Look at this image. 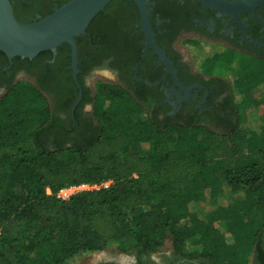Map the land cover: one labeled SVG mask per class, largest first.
Here are the masks:
<instances>
[{
    "label": "trees",
    "instance_id": "1",
    "mask_svg": "<svg viewBox=\"0 0 264 264\" xmlns=\"http://www.w3.org/2000/svg\"><path fill=\"white\" fill-rule=\"evenodd\" d=\"M128 1L112 0L90 25L120 18ZM54 10L40 5L42 17ZM211 61L232 69L236 88L264 84V69L247 62L233 69L226 53ZM93 100L92 118L73 125L30 81L0 96V264H71L110 246L140 257L168 239L192 263L250 264L256 253L264 264V116L257 130L242 119L225 132L162 121L106 81ZM107 179L108 187L58 196L67 186ZM225 192L238 203L212 204L201 224L182 227L193 204Z\"/></svg>",
    "mask_w": 264,
    "mask_h": 264
},
{
    "label": "flooded vegetation",
    "instance_id": "2",
    "mask_svg": "<svg viewBox=\"0 0 264 264\" xmlns=\"http://www.w3.org/2000/svg\"><path fill=\"white\" fill-rule=\"evenodd\" d=\"M65 1L12 0L16 16L25 22L43 16L40 5L49 3L55 9ZM128 3L120 18H98L78 36V78L69 43L60 45L56 53L47 49L33 58L11 59L0 50V96L18 81H30L74 125L77 118H92L93 99L102 80L122 86L162 121L197 123L221 132L246 121L232 69L222 63L213 68L210 63L217 52L232 56L233 69L250 57L264 61V2L233 14L202 0H148L155 41L171 66L148 42L137 3ZM31 8V16H19V11ZM154 254L135 253L131 259L105 256L99 264H199L173 251ZM250 264H259L256 253Z\"/></svg>",
    "mask_w": 264,
    "mask_h": 264
},
{
    "label": "water",
    "instance_id": "3",
    "mask_svg": "<svg viewBox=\"0 0 264 264\" xmlns=\"http://www.w3.org/2000/svg\"><path fill=\"white\" fill-rule=\"evenodd\" d=\"M112 0H69L56 7L49 15L25 22L18 19L12 0H0V50L6 52L12 59L15 56H37L40 52L51 49L55 53L58 47L68 42L72 47L73 66L78 78V44L77 37L87 32L92 20ZM141 12L143 30L148 42L152 43L171 66L166 53L157 44L150 23L148 0H134ZM226 13L238 14L249 7H255L264 0H202ZM124 253V252H123ZM124 255L129 256L127 253Z\"/></svg>",
    "mask_w": 264,
    "mask_h": 264
},
{
    "label": "rangeland",
    "instance_id": "4",
    "mask_svg": "<svg viewBox=\"0 0 264 264\" xmlns=\"http://www.w3.org/2000/svg\"><path fill=\"white\" fill-rule=\"evenodd\" d=\"M248 67L252 70L264 69V61L257 58L250 57L247 60ZM232 74V71L230 72ZM102 81V80H101ZM237 93L241 100L242 114L245 120L251 125L253 130L259 129V122L261 117L264 116V102L262 96L264 94V84L257 87H246L239 89ZM223 187L227 190V184L224 183ZM52 193V190L49 191ZM237 204L238 195L230 192H225L223 196L216 199L202 200L192 205V214L185 218L182 222V227L190 225L192 223L201 224L204 221V214L211 208L212 204ZM173 245L172 240L168 239L165 245L159 252L155 253L157 257L161 253L172 252ZM129 256L124 255L122 251L114 246H110L106 249L97 252L84 253L77 257L71 264H99L100 260L105 256H120L123 259H131L135 253H127ZM253 259V257H252Z\"/></svg>",
    "mask_w": 264,
    "mask_h": 264
},
{
    "label": "built area",
    "instance_id": "5",
    "mask_svg": "<svg viewBox=\"0 0 264 264\" xmlns=\"http://www.w3.org/2000/svg\"><path fill=\"white\" fill-rule=\"evenodd\" d=\"M112 182H113L112 179H107V180H104L102 182H97V183L85 182V183L70 185V186H67L61 189L58 192V196L62 198H68L71 195L77 192L83 191V190L108 187L112 184ZM48 191H51V189H48ZM0 235H1V231H0Z\"/></svg>",
    "mask_w": 264,
    "mask_h": 264
},
{
    "label": "clouds",
    "instance_id": "6",
    "mask_svg": "<svg viewBox=\"0 0 264 264\" xmlns=\"http://www.w3.org/2000/svg\"><path fill=\"white\" fill-rule=\"evenodd\" d=\"M105 71H107V69Z\"/></svg>",
    "mask_w": 264,
    "mask_h": 264
}]
</instances>
